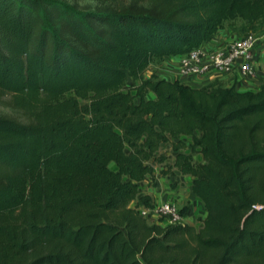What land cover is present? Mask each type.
<instances>
[{
  "label": "trees",
  "instance_id": "trees-1",
  "mask_svg": "<svg viewBox=\"0 0 264 264\" xmlns=\"http://www.w3.org/2000/svg\"><path fill=\"white\" fill-rule=\"evenodd\" d=\"M231 20H264V0H0V94L27 119L0 115V264H264V74L256 91L142 75ZM164 143L199 228L136 210Z\"/></svg>",
  "mask_w": 264,
  "mask_h": 264
},
{
  "label": "crops",
  "instance_id": "crops-1",
  "mask_svg": "<svg viewBox=\"0 0 264 264\" xmlns=\"http://www.w3.org/2000/svg\"><path fill=\"white\" fill-rule=\"evenodd\" d=\"M225 24V23H224ZM226 26L217 30L214 37L211 38L208 42L203 44L204 48H223L229 41L233 38H236L237 34L239 36L243 35V32L235 33L229 28L225 29ZM232 32L231 34H229ZM183 54L173 55V56H164L161 61L155 63L159 68L154 72L145 70L143 72V78H147L150 73L156 74L160 79L165 80H177L180 83L188 85L190 87H199L211 82H217L223 86L229 87L233 86L236 91H256L259 85L263 81L264 74V43H260L256 39L255 48L253 50V75L249 78L241 79L236 72L230 74L227 73H217L216 71L209 69L204 74L200 76L192 75L191 73H184L180 70L179 62L183 58ZM149 67V66H148ZM147 67V68H148ZM157 154H162L165 156V160L162 163H151L152 164V173L151 175H146L140 182L139 185H147L146 182L149 179H153L155 186H148L145 188L143 186V191L139 192V195H149L153 202L164 201V199H169L176 202H182L185 204V212L182 215L181 223L191 225L195 228L201 227V220L203 219L205 212L202 207L200 200L195 197L192 193L184 195L179 192L173 193L172 191L166 190L163 187V184L166 179H161L163 175H160L158 172L161 165H165L167 160H171L173 153L169 147V144H162L157 150ZM172 171H177L175 168H171ZM178 172V171H177ZM165 176V175H164ZM187 176L188 186L190 182V177L188 175H182L178 172V177L183 178ZM139 188V187H138Z\"/></svg>",
  "mask_w": 264,
  "mask_h": 264
},
{
  "label": "built area",
  "instance_id": "built-area-1",
  "mask_svg": "<svg viewBox=\"0 0 264 264\" xmlns=\"http://www.w3.org/2000/svg\"><path fill=\"white\" fill-rule=\"evenodd\" d=\"M256 38L252 33L233 38L223 48H204L203 45L184 53L180 60V70L195 76L204 74L209 69L217 73L236 72L241 78L253 75V50ZM138 213L146 219L154 220L159 225L181 223L179 207L169 200L151 202L150 206L139 205Z\"/></svg>",
  "mask_w": 264,
  "mask_h": 264
},
{
  "label": "rangeland",
  "instance_id": "rangeland-1",
  "mask_svg": "<svg viewBox=\"0 0 264 264\" xmlns=\"http://www.w3.org/2000/svg\"><path fill=\"white\" fill-rule=\"evenodd\" d=\"M68 4L73 5L74 7H76L77 9L80 10H92L96 7H101V6H109V7H113L116 8L120 5H124L127 4L130 0H59ZM223 26H226L225 29L229 28L231 31L233 32H237L239 33L240 30H244L245 33L246 32H250L253 34V36L260 42V43H264V20H260L258 22H256L255 24L248 26L247 24H244L242 22H240L239 20H231V21H227ZM232 32H230L229 34H231ZM235 37H239V35L237 34V36ZM156 62H152L150 65H148L146 67V69H144V73L145 70L148 71H156L158 70V64L154 65ZM142 72V75H143ZM147 74V72L145 73ZM131 83V79L128 78L125 82V86L123 87L124 90H126ZM134 83L136 84L137 81H134ZM10 97L8 94H0V115L2 116H7V117H12L15 118L21 122H27V119L21 114V112L15 108H12L11 106L8 105V101H9ZM80 102V101H79ZM182 141L188 143L190 141V138L188 136H181L180 137ZM192 160L194 162H199L201 161L200 155L197 153H192ZM170 160H167V164L166 165H161L160 169H159V173L160 175H163V177L161 179H166V181L163 184V187L166 190L172 191L174 194L179 192L181 194H188V177L187 176H183V178H179L178 177V172L177 171H172L171 167H170ZM110 168H114L113 164L109 163L108 165ZM165 175V176H164ZM147 185H139V192L143 191V186L145 188H147L148 186H155V182L153 179H149L146 182ZM164 200H169V199H164ZM171 202H173L177 207L181 208V207H185V204L182 202H176V201H172L169 200Z\"/></svg>",
  "mask_w": 264,
  "mask_h": 264
}]
</instances>
